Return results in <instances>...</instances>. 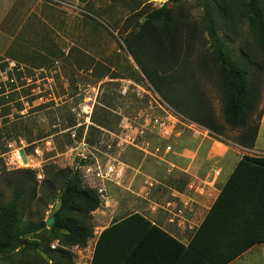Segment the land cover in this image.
I'll list each match as a JSON object with an SVG mask.
<instances>
[{"label":"rangeland","instance_id":"1","mask_svg":"<svg viewBox=\"0 0 264 264\" xmlns=\"http://www.w3.org/2000/svg\"><path fill=\"white\" fill-rule=\"evenodd\" d=\"M205 2L214 10L224 8L236 23L238 28L226 33L216 14L218 36L237 54L239 41L248 35L246 23L235 13L239 0H0V185L23 179L35 189L32 200L21 207L23 222L53 219L60 188L52 175L58 170L78 172L82 184L97 192L100 206L90 214L93 238L85 248L69 249L73 264H89L95 232L108 224L109 209L115 205L125 213L135 197L132 192L140 193V187L129 185L128 176L178 163L183 150L200 148L202 155L209 143L237 150L169 106L122 42L140 28L147 12L166 5L181 27L189 28L193 56L199 49L210 50L203 26ZM259 62L264 65L263 53ZM261 79V101L252 122L264 113V71ZM197 85L222 122L217 75L197 80ZM156 121H168L170 135H163ZM224 133L238 134L227 127ZM259 135H264V124ZM21 149L26 164L15 160ZM104 197L109 205L102 203ZM49 228L41 234L45 239L50 238ZM56 248V241L49 249L45 243L34 250L19 248L0 257V264H51ZM257 252L261 257L256 261L263 262L264 247Z\"/></svg>","mask_w":264,"mask_h":264},{"label":"trees","instance_id":"2","mask_svg":"<svg viewBox=\"0 0 264 264\" xmlns=\"http://www.w3.org/2000/svg\"><path fill=\"white\" fill-rule=\"evenodd\" d=\"M239 1L235 13L246 23L248 35L239 41L237 54L218 36L216 14L226 33L236 29V23L230 22L224 8L214 10L206 2L203 26L211 42L210 50L199 49L193 56L195 47L189 28H182L173 9L166 5L147 12L140 28L122 42L145 78L176 112L225 141L251 149L261 117L256 122L251 120L261 101L264 65L259 58L264 54V0ZM212 73L217 75L223 94L222 122L216 120L197 85V80ZM226 127L238 134L226 135ZM53 174L52 183L59 185L60 195L59 207L52 214L49 239L41 235L47 231L46 222H23L20 218L21 207L32 200L35 189L23 179L0 185V257L19 248L34 250L39 243L49 249L50 242L56 241L58 248L52 251L51 264H73L69 249L85 248L93 238L90 214L100 206L97 192L82 184L78 172L63 169ZM199 240L214 251L201 253L210 264H228L255 244L264 243V158L245 156L236 164L192 244ZM97 250L99 247L96 254Z\"/></svg>","mask_w":264,"mask_h":264},{"label":"crops","instance_id":"3","mask_svg":"<svg viewBox=\"0 0 264 264\" xmlns=\"http://www.w3.org/2000/svg\"><path fill=\"white\" fill-rule=\"evenodd\" d=\"M263 124L264 113L251 149L213 148L209 143L202 155L200 148L183 150L178 163L159 164L148 167L145 175L136 171L128 176L129 185L140 187V193L132 192L135 197L125 213L115 205L109 209L108 224L95 232L89 264H210L201 253L213 249L200 240L192 244L194 236L236 164L245 156L264 158V146L259 145ZM103 199L102 203L110 204ZM261 247L264 243L255 244L228 264H264L256 261Z\"/></svg>","mask_w":264,"mask_h":264},{"label":"built area","instance_id":"4","mask_svg":"<svg viewBox=\"0 0 264 264\" xmlns=\"http://www.w3.org/2000/svg\"><path fill=\"white\" fill-rule=\"evenodd\" d=\"M156 124H157V126L159 127V130L163 133V135H170V132L171 131H169V126H167V125H169V123H168V121L167 122H162V121H156ZM172 128V127H171ZM170 150V148H167L166 149V151L168 152ZM19 152V151H18ZM17 152V155H16V161L18 162V163H22V159H21V157H20V155H19V153ZM109 169V171H111L112 170V168H108ZM99 194H101V191H99Z\"/></svg>","mask_w":264,"mask_h":264},{"label":"water","instance_id":"5","mask_svg":"<svg viewBox=\"0 0 264 264\" xmlns=\"http://www.w3.org/2000/svg\"><path fill=\"white\" fill-rule=\"evenodd\" d=\"M19 155H20V157H21V159H22V162L24 163V164H26L27 163V158H26V155H25V153H24V150H19ZM53 219H50L49 221H47L46 222V225L47 226H51L52 224H53Z\"/></svg>","mask_w":264,"mask_h":264}]
</instances>
